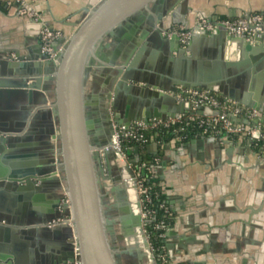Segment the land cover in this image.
Returning a JSON list of instances; mask_svg holds the SVG:
<instances>
[{"label": "water", "instance_id": "water-1", "mask_svg": "<svg viewBox=\"0 0 264 264\" xmlns=\"http://www.w3.org/2000/svg\"><path fill=\"white\" fill-rule=\"evenodd\" d=\"M190 4L191 0H102L84 9L63 52L53 60L42 53L41 40L37 54L29 57L0 44L2 111L17 105L20 96L26 123L29 118L32 123L44 97L54 116L57 134L52 138L58 140L59 157L54 151L45 161L21 152L16 142L25 130H13L0 116V197L8 190L17 206L35 198L45 201L56 190L59 197L53 199L47 224L70 217L71 227L41 228L44 234L63 233L61 240H68L52 264L75 263V245L81 264H159L145 229L148 222L143 218L137 175L131 162L112 148L115 126L188 114L191 104H177L174 96L182 93L178 86L213 91L264 113V34L254 43L247 36L230 35L222 25L211 32L201 30L187 20L194 12ZM197 14L213 22L222 20ZM177 26L191 30L186 44L177 35L169 36ZM12 77L22 79V85L8 79ZM237 81H246L244 90L236 88ZM138 92L141 97L135 95ZM198 115L217 112L207 108ZM211 142L217 140L199 139L172 151L177 164L173 169L181 167L179 156L193 159L196 145L202 148ZM147 149L153 155L160 152L157 143ZM139 153L136 147L135 163L142 161ZM259 211L261 207L251 210ZM176 229L177 224L167 232L166 254L174 264H193L176 254L184 250L189 255L188 245L200 240L193 236L179 240ZM206 239L209 242L200 251L212 254L211 240ZM23 258L18 244L0 242V264H30Z\"/></svg>", "mask_w": 264, "mask_h": 264}, {"label": "crops", "instance_id": "crops-1", "mask_svg": "<svg viewBox=\"0 0 264 264\" xmlns=\"http://www.w3.org/2000/svg\"><path fill=\"white\" fill-rule=\"evenodd\" d=\"M101 1L27 0L29 7L39 14L40 21L35 23L30 18L17 16L13 0H0V44L3 43L4 48L18 50L24 57L36 55L39 50V30L43 25L73 34V25L84 9L93 8ZM190 6L194 12L187 16V20L191 24L201 19L198 11L219 19H237L253 13H264V0H191ZM206 53L214 55L211 50ZM230 60L235 61L236 57L232 56ZM160 71L162 69L154 68V72ZM2 72L0 76L4 74ZM8 79L16 85H22V79L18 77ZM245 82L237 81L236 88L244 90ZM178 88L183 90L181 86ZM180 94H175V98ZM261 94L264 95V92ZM135 95L141 97L142 93ZM43 99L38 111L32 115V123L29 122L30 118L26 123L27 117L23 116L26 109L20 102V96L14 107L7 106L2 111L1 106L0 116L13 125V130H25L16 142L20 151L31 154L33 159L42 160L43 157L45 161L51 152L55 151L57 156L58 140L52 138L57 131L51 104L46 98ZM43 103L49 104V110L45 109ZM180 103L185 102L177 100V104ZM134 122L138 120L131 123ZM11 142L15 143V140ZM217 142L205 144L202 148L196 145L193 159L188 155L179 156L181 167L177 169H173L177 164L171 159V154L180 146H172L164 154L169 160L162 159L161 164L153 168L154 178L165 185L167 204L176 213L175 224L168 232L177 224L175 232L179 240L182 236H193L200 240L188 245L189 255H185L186 252L182 250L176 256L186 258L193 264H264V206L259 202L264 197V191L261 192L264 188V163H261L264 157L254 153L250 145L234 141L231 137L217 138ZM150 154L153 155L152 152ZM62 188L59 191L63 195ZM7 191L0 197V242L18 244L23 259L29 258L30 264H52L59 260V250L64 253L68 240H61L63 233L44 234L41 231L53 211V199L59 197L58 191L49 192L52 195L49 198L44 195L45 201L35 198L30 202H18L17 206ZM251 192L256 195L254 201ZM260 207L258 214L251 212ZM250 221L262 227L251 229ZM206 237L211 240L212 254L200 251L204 243L209 242Z\"/></svg>", "mask_w": 264, "mask_h": 264}, {"label": "built area", "instance_id": "built-area-1", "mask_svg": "<svg viewBox=\"0 0 264 264\" xmlns=\"http://www.w3.org/2000/svg\"><path fill=\"white\" fill-rule=\"evenodd\" d=\"M13 4L16 7L18 17L30 18L35 23L40 21L38 12L33 7H29L27 0H13ZM218 25L224 26L232 36H247L250 41L255 43V38L264 34V13H253L247 16H241L237 19H222L217 22L208 19H200L194 23L195 27L210 32L216 30ZM173 35H177L180 38L181 43L186 44L191 37V30L184 26H177L169 31V36ZM39 36L42 44V53L48 56V60H53L57 53L63 52L70 38H65L61 31L49 29L44 25L39 30ZM54 44L58 45L56 50L53 48ZM222 98L223 99L215 94V92L206 89H183L182 93L177 96V100L179 102H189L191 104V109L188 114L181 115L175 119L167 118L166 121L154 118L150 120L149 123L138 121L131 123L129 126H115L114 135L112 136V146H116L117 150L124 156V158L131 162V166L132 160L129 158L131 150L124 148V143L128 140L139 144L137 147L140 149L149 147L154 143H157L161 149H167L168 146L183 147L185 146L183 145L185 137L181 134V132L185 130L183 128L175 129L170 142L163 144L162 146L160 142L157 141L156 135L148 133L151 130L157 129L170 130L177 126L178 123L182 122L183 118L188 116L187 120L194 123L201 130L200 135L204 139L207 137L215 138L217 140V138L221 139L224 137L238 136L242 140H247L250 147L252 143H256L262 144L264 149V113L240 105L234 100L224 97ZM207 108L217 112V115H198V112L201 109ZM234 118L241 121H234ZM146 134H148L149 137H147ZM135 148L133 149L134 151ZM161 162L162 159L160 158H155L150 163L143 162L142 160L139 162L140 166L138 168H133L138 178L143 218L148 223L152 222L155 211L149 208L153 202V197L150 194V189L145 186L142 177L146 172L153 173V168L160 165ZM160 186L165 193V185L160 183ZM161 208L164 209L165 207L161 206ZM167 211L168 210L165 209V212ZM58 224H60L59 220H54L49 224V227L54 228ZM161 228H165L163 223H159L156 226V229ZM169 229L170 228H168V230ZM75 250L76 261L73 264H81L77 259L78 253L76 245ZM163 252L161 255H157L159 264H173L170 262L166 251L164 250Z\"/></svg>", "mask_w": 264, "mask_h": 264}, {"label": "trees", "instance_id": "trees-1", "mask_svg": "<svg viewBox=\"0 0 264 264\" xmlns=\"http://www.w3.org/2000/svg\"><path fill=\"white\" fill-rule=\"evenodd\" d=\"M215 94L220 96L216 92ZM220 98L223 99L221 96ZM187 118L188 116L183 118L182 122L178 123L177 126H175L174 128L170 130H162V129L151 130L148 134L156 135L157 141L160 142L161 146L163 144L170 142L171 136L174 130L177 128L185 129L183 132H181L182 136L185 137L183 145H188L192 143V141H195V140L204 139L200 135L201 130L194 123L189 122ZM148 134H146L147 137H149ZM231 138L234 141H238V142L242 141L243 143L250 145L247 140H242L238 136H232ZM138 145L139 144L133 141H130V140L124 143V148L131 150V153L129 152L130 153L129 158L130 160H132L133 168H138L140 166L139 163H135L136 156H135V151L133 150ZM251 150L261 157H263L264 155L263 154L264 149H263L262 144L252 143ZM165 152H166V148L164 149L160 148L159 154L155 156V155L149 154L147 147H145V148L140 149L139 155L142 158L143 162L150 163L155 158L163 159ZM142 179L144 180L145 186L150 189V194L153 197V202L149 206V208L155 211L152 222L146 224L145 229L149 237V241L151 243L153 251L156 252L157 255H161V253L164 250L166 251L168 228H170L171 226L175 224L176 213L167 204V197L165 193L163 192L162 187L160 186V182L154 178L153 174L150 172H146L143 175ZM161 206H164L165 208L162 209ZM165 209H167L168 211L165 212ZM159 223H163L165 228L156 229V226Z\"/></svg>", "mask_w": 264, "mask_h": 264}, {"label": "rangeland", "instance_id": "rangeland-1", "mask_svg": "<svg viewBox=\"0 0 264 264\" xmlns=\"http://www.w3.org/2000/svg\"><path fill=\"white\" fill-rule=\"evenodd\" d=\"M80 17H81V16H80ZM79 19H80V18H79ZM79 19H78V20H79ZM78 20H77V21H78ZM57 31H60V30H57ZM61 33L64 34L65 38L70 37L71 34H72V33L68 34V33H65V32H61ZM43 105L46 106L45 109L49 110V106H48L49 104H48V103H43ZM47 106H48V107H47ZM262 182L264 183V181H262ZM252 183H253V182H251V186H252ZM242 186L245 188L244 184H243ZM251 190H253V187H251ZM250 195H251V198H252L253 201H254L255 196H256L255 193H252V192H251ZM69 219H70V217H69ZM58 220H59V223H60V224H58L57 226H61V225H63V221L65 220V218H63V219H58ZM49 224H50V223L47 224L48 227H49ZM64 224H65V223H64Z\"/></svg>", "mask_w": 264, "mask_h": 264}, {"label": "bare ground", "instance_id": "bare-ground-1", "mask_svg": "<svg viewBox=\"0 0 264 264\" xmlns=\"http://www.w3.org/2000/svg\"><path fill=\"white\" fill-rule=\"evenodd\" d=\"M112 148H114L115 150H117V148H116V146L114 145V147H112ZM118 151V150H117ZM56 158H58L59 157V155L57 154V156H55ZM58 160V159H57ZM127 182H129V183H131L130 182V180H128ZM64 223H65V226H69V227H71V223H69V220L67 219V220H64L63 221V225H64ZM76 251V250H75ZM76 254V253H75ZM68 264V263H67Z\"/></svg>", "mask_w": 264, "mask_h": 264}, {"label": "flooded vegetation", "instance_id": "flooded-vegetation-1", "mask_svg": "<svg viewBox=\"0 0 264 264\" xmlns=\"http://www.w3.org/2000/svg\"><path fill=\"white\" fill-rule=\"evenodd\" d=\"M259 202H261L260 205H263L264 206V197H263V199L260 198V201Z\"/></svg>", "mask_w": 264, "mask_h": 264}]
</instances>
